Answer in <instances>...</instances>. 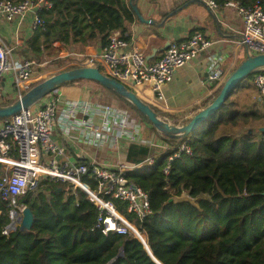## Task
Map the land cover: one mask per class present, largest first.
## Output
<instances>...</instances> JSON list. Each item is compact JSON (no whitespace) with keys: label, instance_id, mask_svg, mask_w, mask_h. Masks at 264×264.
<instances>
[{"label":"trees","instance_id":"obj_1","mask_svg":"<svg viewBox=\"0 0 264 264\" xmlns=\"http://www.w3.org/2000/svg\"><path fill=\"white\" fill-rule=\"evenodd\" d=\"M46 1L51 5L39 7L42 25L29 43L38 54L54 50V42L71 52H83L97 43L104 46L114 30L124 31V23L131 22L136 12L134 0ZM214 1L218 6L228 1L249 6L258 1L264 12V0ZM81 80L86 79L64 84ZM243 81L193 132L165 136L156 130L165 149L155 152L140 143L128 145L124 156L128 162L154 157L153 164L125 173L148 193L151 212L140 220L127 212L125 202H114L126 221L144 232L137 237L144 242L147 238L154 258L132 233L104 234L96 229L97 208L83 190L66 191V185L43 180L16 199L33 213L28 231L18 225L3 233L10 219L7 203L0 198V264H264V139L252 125L254 120H264V112L235 104L232 96ZM109 91L151 125L132 103ZM182 143L191 153L174 156ZM83 179L91 188L96 185L89 174ZM183 193L190 198L184 199Z\"/></svg>","mask_w":264,"mask_h":264},{"label":"built area","instance_id":"obj_2","mask_svg":"<svg viewBox=\"0 0 264 264\" xmlns=\"http://www.w3.org/2000/svg\"><path fill=\"white\" fill-rule=\"evenodd\" d=\"M204 1L210 8L218 7L214 0ZM41 4L46 7L51 5L46 0L37 2L33 0H0V18L11 21L16 16L33 10V27L37 29L42 25V20L38 15ZM225 5L235 7L241 16V41L245 45L247 53H264L262 5L258 1L249 6H242L233 1H228ZM210 45L211 40L203 32L197 30L181 42L170 43L159 58L149 61L136 45L127 47V41L114 30L110 34L107 44L101 46L100 52L95 58L87 57L83 61H78V56L55 68H59L58 70L61 71L67 69L68 66H95V62H98V68L103 73L117 79L132 90L137 85L149 84L152 98L161 102L163 100L162 86L173 79L178 68L193 60L199 51ZM34 64L32 59L12 58L11 48L0 38V102L5 96L1 84L3 76L11 71L14 76L13 83L19 87L22 83H28L33 78ZM220 76L221 71L214 69L209 78L219 80ZM251 80L258 90L261 107L264 111V73L262 70L255 72L251 76ZM24 92L18 90L15 99ZM57 112L56 103L50 101L43 105H33L22 109L17 114L1 120L0 198L7 203L10 219L3 233L13 231L19 225L17 217L21 215L24 205L17 202V197L34 189L41 181L48 180L58 184L66 183L83 190L87 199L97 208L95 228L100 229L102 233H132L138 238V233L144 232L126 221L118 212L114 200L125 202L127 212L140 220L151 212L148 193L134 185L125 176V173L128 170L151 165L154 159L148 156L140 163L120 161L114 166L98 163L86 164L79 161L69 162L65 158V148L52 138L53 123ZM65 113L70 120L80 116L83 126L93 135L108 134L109 142L113 145L122 137L130 139V142L139 143L136 141L135 131L131 134L126 132L127 128L132 127V124L137 126L129 110L95 100H68L65 102ZM115 122L120 125L121 129L116 134L110 133ZM182 151L191 153L190 147L186 143H182L174 156H178ZM171 160L172 156L166 162L165 173L169 170ZM87 174L96 181L94 188L84 181L83 177Z\"/></svg>","mask_w":264,"mask_h":264},{"label":"crops","instance_id":"obj_3","mask_svg":"<svg viewBox=\"0 0 264 264\" xmlns=\"http://www.w3.org/2000/svg\"><path fill=\"white\" fill-rule=\"evenodd\" d=\"M134 5L137 11H133V20L124 23V31H116L127 41V47L136 45L149 61L159 58L170 43L181 42L196 30L203 32L211 40L208 48L202 49L193 60L178 68L173 79L162 86L161 102L152 98L149 84L133 88L141 99L157 108L159 116L174 124H184L215 98L224 81L247 57L246 47L241 41V16L233 6L210 8L204 0H134ZM33 19V10L16 16L11 21L0 18V38L11 48V57L32 59L35 62L33 78L19 87L13 83L14 76L11 71L3 76V100L13 101L18 90L26 91L43 78L58 72L59 68H55L56 60L64 58L66 63L78 56L79 59L95 58L100 52L99 43L86 46L83 52H71L70 47L54 42V50L35 53L29 44L36 33ZM96 64L99 66L98 62H95V66ZM214 69L221 71L219 80L209 78ZM262 72L264 73V69ZM92 83L89 80L63 83L34 106L50 101L56 103L58 112L53 123L52 138L65 148V158L69 162L83 159L89 163L114 166L120 161H126L124 156L131 143L130 139L122 137L113 145L109 142L108 134L93 135L83 126L80 116L70 120L65 113V102L68 100H94ZM208 99L211 100L208 102ZM232 99L239 107L258 108L264 112L258 90L251 78L243 81V86L239 87ZM131 117L133 118L132 114ZM136 124L137 126L132 124L131 128H127V134L135 131L136 141L149 146L155 152L166 148L162 137L148 130L149 125H142L140 122ZM252 125L259 138H263V130L260 128L263 127L264 120H254ZM111 129L110 133L116 134L121 127L115 122Z\"/></svg>","mask_w":264,"mask_h":264},{"label":"water","instance_id":"obj_4","mask_svg":"<svg viewBox=\"0 0 264 264\" xmlns=\"http://www.w3.org/2000/svg\"><path fill=\"white\" fill-rule=\"evenodd\" d=\"M134 10L137 11L136 8H134ZM262 69H264V53H247V57L224 81L219 93L215 96V98L184 124H174L162 118L150 106L149 103L141 99L130 87L103 73L97 66L89 65L76 66L58 71L29 87L20 97L14 99L11 103L5 105L0 104V119L8 118L17 114L22 109L33 106L44 96L53 92L58 86L65 82L86 79L96 81L105 88L114 91L116 94L128 100L138 111L146 116L151 122V125L159 130L163 135L185 136L197 129L202 120L209 117L210 115H213L228 98L230 92L234 90L240 82ZM260 130L262 131L263 127H261ZM60 189L61 188H58L57 190ZM17 222L19 224L20 230L28 231L31 229L33 225V213L28 206L24 205L21 215L17 217ZM141 242L152 256L147 245V238L145 242ZM121 253L122 252L120 251L119 255Z\"/></svg>","mask_w":264,"mask_h":264},{"label":"rangeland","instance_id":"obj_5","mask_svg":"<svg viewBox=\"0 0 264 264\" xmlns=\"http://www.w3.org/2000/svg\"><path fill=\"white\" fill-rule=\"evenodd\" d=\"M64 61H65V59L63 58V59H60V60H56L55 61V65L57 66V65H60L61 63H64ZM53 67H55V66H53ZM68 68H70V67H68ZM95 82H93L92 84L94 85V88H92L93 89V91H95V93H94V96L95 97H93L94 98V100L95 101H98V102H101V103H104V104H112V105H115V106H117V107H121V108H126V109H128L129 110V112L132 114V116H133V121H135V123H138V122H140L142 125H144V124H147V125H149V128H148V130L149 131H151V132H153L154 134L155 133H157L156 132V128L154 127V126H152V125H150V124H148L147 122H145L143 119H141L133 110H131L130 109V107L128 106H126L125 104H124V102L120 99V98H118L115 94H113L112 92H110L109 90H107L106 88H104V87H102L101 85H99V84H97V83H95ZM3 101H5V99L3 100ZM0 124H1V120H0ZM153 129V130H152ZM157 131H159V130H157ZM159 133H161L160 131H159ZM162 134V133H161ZM156 135V134H155ZM163 135V134H162ZM59 185H66L65 186V189H66V191H69V190H72V189H75V187H73V186H69L68 184H66V183H60ZM182 197L184 198V199H188V195H187V193H183V195H182ZM133 224V223H132ZM134 225V224H133ZM135 226V225H134Z\"/></svg>","mask_w":264,"mask_h":264},{"label":"bare ground","instance_id":"obj_6","mask_svg":"<svg viewBox=\"0 0 264 264\" xmlns=\"http://www.w3.org/2000/svg\"><path fill=\"white\" fill-rule=\"evenodd\" d=\"M138 237H140L139 233H138Z\"/></svg>","mask_w":264,"mask_h":264}]
</instances>
